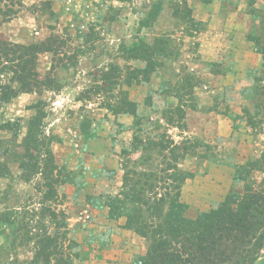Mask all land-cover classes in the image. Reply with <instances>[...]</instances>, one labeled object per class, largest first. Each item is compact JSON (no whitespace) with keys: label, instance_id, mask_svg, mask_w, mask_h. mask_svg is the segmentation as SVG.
Listing matches in <instances>:
<instances>
[{"label":"rangeland","instance_id":"rangeland-1","mask_svg":"<svg viewBox=\"0 0 264 264\" xmlns=\"http://www.w3.org/2000/svg\"><path fill=\"white\" fill-rule=\"evenodd\" d=\"M19 1L0 35L18 44L53 36L59 51L37 58L38 79L53 83L0 105V125L18 120L24 133L33 115L42 117L56 171L69 176L51 208L66 218L73 264H133L145 254L147 242L106 207L126 172L170 175V163L191 174L180 200L192 219L241 187L237 167L253 162L260 170L250 178L264 179V104L256 107L263 98L255 92L264 76L253 41L264 26V0H0V7ZM158 38L171 55L148 80L128 83L145 63L126 51ZM122 97L135 103L136 118L112 111ZM177 105L180 125L168 121ZM9 170L0 178V215L14 224L0 223V264H31L36 236L54 229L40 216V179L21 181L15 163Z\"/></svg>","mask_w":264,"mask_h":264},{"label":"trees","instance_id":"trees-1","mask_svg":"<svg viewBox=\"0 0 264 264\" xmlns=\"http://www.w3.org/2000/svg\"><path fill=\"white\" fill-rule=\"evenodd\" d=\"M2 7L0 22L4 23L18 13L22 3L19 1L14 5L12 2ZM263 39L264 26L261 34L253 37L262 56L264 76ZM58 51L53 36L41 42L18 44L0 35V105L21 94L49 87L53 83L50 79L44 82L38 79L37 58L39 54H57ZM126 53L129 59L145 63L143 69L129 74L128 83H131L134 79L139 82V75L148 80L159 59L169 57L171 50L165 39L158 38L152 44L140 40ZM255 92L263 98L256 106L259 107L264 104V82L256 85ZM112 111L136 118V105L127 97H122L119 105H113ZM167 113L172 124L180 125L179 121L184 118L180 105ZM175 115L177 122H173L172 116ZM41 122L42 117L33 115L27 121L24 133H21L18 120L0 125V132L11 133L6 138L0 136V178L8 177L10 164L15 163L21 181L29 183L40 179L43 189L40 216L48 219L54 234L43 229L36 236L31 264H73L78 254L72 252L76 244L67 238L66 218L51 208L57 197V187L67 183L69 176L61 177V172L56 171L50 149L52 140L42 138ZM173 159L176 160L177 156ZM255 167L257 165L253 162L237 167L234 182H242L241 187L230 189L217 208L202 212L194 219L186 217L188 206L180 200V185L191 174L178 171L170 163L167 164V171L172 170L170 175L134 172L137 178L133 179L130 172H126L120 193L107 199L106 207L112 218L125 216V226L137 232L148 244L145 254L133 264H264V179L257 182L250 178L252 171L260 170ZM0 223L14 224L3 214ZM64 242L67 243L65 248Z\"/></svg>","mask_w":264,"mask_h":264},{"label":"crops","instance_id":"crops-1","mask_svg":"<svg viewBox=\"0 0 264 264\" xmlns=\"http://www.w3.org/2000/svg\"><path fill=\"white\" fill-rule=\"evenodd\" d=\"M5 29V28H4Z\"/></svg>","mask_w":264,"mask_h":264}]
</instances>
